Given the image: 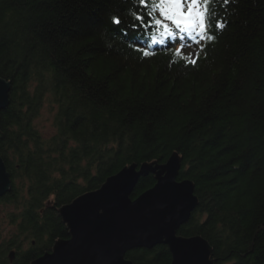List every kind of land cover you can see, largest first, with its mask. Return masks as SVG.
<instances>
[{"label": "trees", "instance_id": "16d2710c", "mask_svg": "<svg viewBox=\"0 0 264 264\" xmlns=\"http://www.w3.org/2000/svg\"><path fill=\"white\" fill-rule=\"evenodd\" d=\"M132 6L0 0V77L10 83L0 157L11 179L0 203L13 206L16 229L0 233V264L51 251L68 238L59 207L125 166L164 164L172 152L182 158L177 180H191L199 200L177 234L205 238L217 264H264V0H215L224 27L183 48L152 16L131 27ZM116 14L120 25L110 22ZM47 94L57 106L50 136L33 124ZM154 183L151 173L140 177L131 197ZM125 258L172 260L165 245Z\"/></svg>", "mask_w": 264, "mask_h": 264}, {"label": "water", "instance_id": "95a60500", "mask_svg": "<svg viewBox=\"0 0 264 264\" xmlns=\"http://www.w3.org/2000/svg\"><path fill=\"white\" fill-rule=\"evenodd\" d=\"M9 91L10 83L0 77V111L9 104ZM181 159L172 152L164 164L132 163L107 177L99 188L59 207L68 238L57 239L51 251L30 264H133L125 258L127 251L156 245L168 247L170 264H217L205 238L177 234L199 205L194 183L177 180ZM149 173L154 175V185L131 197L138 179ZM10 184L0 157V196Z\"/></svg>", "mask_w": 264, "mask_h": 264}, {"label": "snow or ice", "instance_id": "6c2138e0", "mask_svg": "<svg viewBox=\"0 0 264 264\" xmlns=\"http://www.w3.org/2000/svg\"><path fill=\"white\" fill-rule=\"evenodd\" d=\"M227 2L228 0H225V3ZM131 3L133 6L128 11L133 18L131 27H136L135 21H144L145 15L152 16L154 24L163 29L162 36L175 40L179 34L181 48L187 46L184 44L185 40L197 44L201 40L212 41L216 38L213 29L224 27L223 24L217 22L218 13L211 6L215 0H151V11L147 12L145 10L149 6V0H131ZM157 10L164 20L175 25L176 31H173L168 24H162L161 19L153 16ZM118 17L119 14L114 15L110 20L111 24L120 25L122 21ZM113 31L123 34L121 30L115 28ZM153 42H156L154 37ZM143 55L148 56L149 52L144 51ZM191 62L195 64L194 60Z\"/></svg>", "mask_w": 264, "mask_h": 264}, {"label": "rangeland", "instance_id": "374dc122", "mask_svg": "<svg viewBox=\"0 0 264 264\" xmlns=\"http://www.w3.org/2000/svg\"><path fill=\"white\" fill-rule=\"evenodd\" d=\"M174 41H171L173 43ZM190 56L195 55L191 50ZM57 106L53 104V99L48 94L44 97L39 114L34 118L33 124L44 136H50L55 132L54 119ZM13 206L0 203V233L3 238H7L16 232L15 226L8 219L9 213H12ZM23 249L27 248V242L23 243Z\"/></svg>", "mask_w": 264, "mask_h": 264}]
</instances>
